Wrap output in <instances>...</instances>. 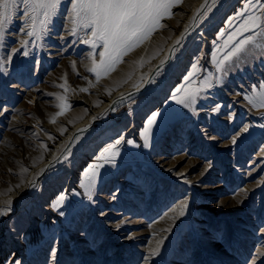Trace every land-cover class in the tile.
<instances>
[{
    "label": "rangeland",
    "instance_id": "obj_1",
    "mask_svg": "<svg viewBox=\"0 0 264 264\" xmlns=\"http://www.w3.org/2000/svg\"><path fill=\"white\" fill-rule=\"evenodd\" d=\"M247 4L240 0L218 25H202L205 36L188 46L176 81L172 73L167 88L118 105L110 128H125L124 140L119 134L104 140L100 129L83 143L95 146L76 174L72 157L22 209L0 216V264H264V107L244 99L259 98L264 50L217 67L240 39L260 31L241 32L225 46L245 15L264 11ZM70 9L64 0L51 30L36 36L20 32L18 13L0 42V208L9 200L12 207L17 193L10 192L44 158L54 143L49 137L64 134L103 96L140 84L170 35L156 30L97 81L86 70L92 49L83 40L90 32L71 34ZM65 81L68 91L60 87ZM185 89H200L187 106L177 103ZM58 97L71 107L56 116ZM74 97L87 105L76 107ZM153 112L155 123L144 134ZM112 145L110 159H101Z\"/></svg>",
    "mask_w": 264,
    "mask_h": 264
},
{
    "label": "snow or ice",
    "instance_id": "obj_2",
    "mask_svg": "<svg viewBox=\"0 0 264 264\" xmlns=\"http://www.w3.org/2000/svg\"><path fill=\"white\" fill-rule=\"evenodd\" d=\"M216 2L217 0H212V3L208 4L207 0H205L200 5V8L205 9L201 13V19L207 16ZM63 3L64 0H0V42L5 40V29L13 23V18L18 13V18L23 20L25 25L19 29L20 32H24L25 28H28V36L48 33L51 30L53 18L58 15V9ZM70 3L71 34L75 35L80 28L89 30L90 36L86 33V38L83 40V43L90 45L92 49L88 53V57L91 58V66L87 67L86 70L93 73L96 80L99 81L102 76H107L114 71L116 65L122 63L123 58L129 52L142 44L158 28L165 27L166 25L162 24L161 21L173 15L172 9L181 3V0H70ZM246 7L253 10H264V3H261V0H248ZM200 8L196 9V11L199 12ZM192 19L194 20L195 16ZM29 21L31 22L30 26ZM189 28L190 25H185L184 31L181 32L180 37L174 42L175 44H180L188 33ZM257 29L260 31L240 39L223 59L217 62L218 69L234 57L239 58L242 53L254 52L256 49L264 50V42H258L257 40V37H264V11H261L259 15L256 14V11H251V14L245 15L243 24L234 35L230 36L229 40L225 41V46L235 39V36L240 35L241 32H250ZM97 44L101 45L102 50L96 48ZM249 45H251V48H249ZM12 51L15 52L16 49ZM97 51L99 52V61L94 58V54ZM172 52L174 53L175 49H172ZM167 59L168 57H165V60ZM140 62H142V58ZM164 62V60H161V68ZM73 67H75V64H73ZM192 68L196 70L197 65L193 64ZM189 75H192V73ZM187 78L185 77V79ZM85 79L87 78L85 77ZM149 82V80L144 81V83ZM66 83L65 81V84H61L60 87L68 91L65 87ZM89 84L91 85V81H89ZM202 87L210 88L212 84L205 82ZM259 88L261 91L258 99L249 95L244 96V99L252 104L253 107H264V81L260 83ZM80 91L87 92L88 88H81ZM199 91L200 89H185L184 96L177 99V103L187 106V102H192ZM58 100L61 103L57 105L60 111L55 114L56 116L62 115L65 110L71 107L70 104L65 102L66 97H58ZM218 109L219 105L213 111ZM112 110L114 111L115 109L113 108ZM156 116L157 113L153 112L148 118V127L144 129V134L150 131V126L155 123ZM93 119H96V117H93ZM51 120L54 123L55 117H52ZM244 130L247 131V128ZM49 139H53V137L50 136ZM233 142H235V138H233ZM116 143L119 144L120 141L117 140ZM129 143H132V141H129ZM145 146H147V143ZM114 147L112 145L104 149L101 153V159H110V157H105V153L110 152ZM24 170L26 171V169ZM43 170L41 169V171ZM59 199L63 200L64 197L61 196ZM5 203L9 207L0 208V216L6 215L11 210V201L9 200ZM180 207L181 209L187 207V202L185 201ZM180 214L183 215V211ZM155 253L156 250H153L152 255H155ZM54 254L55 249H53Z\"/></svg>",
    "mask_w": 264,
    "mask_h": 264
},
{
    "label": "bare ground",
    "instance_id": "obj_3",
    "mask_svg": "<svg viewBox=\"0 0 264 264\" xmlns=\"http://www.w3.org/2000/svg\"><path fill=\"white\" fill-rule=\"evenodd\" d=\"M204 2L205 0H181V3L177 4L172 9L173 15L161 21L162 24H167L168 26L158 28L157 31H163L165 28H168L167 32H169L170 35L166 38L161 53L154 58L152 69H150L149 74H147L148 76H146L140 84L130 88L121 86L112 93L103 96L100 105H91L92 107L78 121L70 125L64 134H55V137H53L54 143H49L51 147L46 151L44 158L41 159L37 165L30 168L25 183H23L19 189L10 192L8 197H12L16 193L13 200L18 197L16 205L12 203L11 211L17 212L22 209L24 204H26L32 196L34 190L39 188L47 177H51L53 171L55 172L58 168H62L72 157L74 160L72 173L76 174L79 167H81L85 161L87 162L88 159L90 160V147L92 145L95 146L93 142H88V144L92 145H87V147L84 146L83 143L100 129H104L102 132L104 140H113V137L117 134H119V139L121 141L124 140L127 132L125 128H119V130L116 131L110 128V124L113 121L112 117L115 113V110L113 111L112 109H116L118 105L129 102L145 92L150 93L151 91L163 90L167 88L170 83L176 81L178 76V73L176 74L177 68L184 60L188 46L195 38L205 36L202 32V25L208 22H211L212 25H218L224 19V16L229 13L233 7L235 8L236 4L240 3V0H217L215 6L208 12L207 16L201 19V13H203L205 9L200 8V5ZM207 3L211 4L212 0H207ZM198 8H200L199 12L196 11ZM193 16H195L194 20L192 19ZM176 20L178 23L175 26L174 21ZM185 25H190V28L180 44L177 45L174 42L180 37L181 32L184 31ZM144 49L145 48H142L141 51ZM172 49H175L174 53ZM165 57H168V59L165 60ZM161 60L165 61L162 68L160 67ZM172 73L175 75L172 82L168 83ZM162 77H164V81L162 83L163 85H160V79ZM145 80H149L150 82L144 83ZM141 85H143V87H141ZM137 89L139 90L137 91ZM71 100L77 104L76 107L78 108L87 105L83 99L78 97H74ZM157 103H162V99L157 98ZM93 117H96V119H93ZM95 122H98V125H93ZM41 169L44 170L41 171ZM39 174L41 175L36 182H33L34 178ZM4 220V218L0 219L1 232L4 230ZM4 253L5 250L3 247H0V258H2V254Z\"/></svg>",
    "mask_w": 264,
    "mask_h": 264
},
{
    "label": "water",
    "instance_id": "obj_4",
    "mask_svg": "<svg viewBox=\"0 0 264 264\" xmlns=\"http://www.w3.org/2000/svg\"><path fill=\"white\" fill-rule=\"evenodd\" d=\"M160 85H163L162 83H163V81H164V77H162L161 79H160ZM41 174H39L38 176H36L35 178H34V180H33V182H36V180L38 179V177L40 176ZM18 198V197H17ZM17 198L16 199H14V205H16V201H17ZM11 213H14V211H12ZM5 219V218H4ZM1 236H2V234H1ZM1 236H0V238H1Z\"/></svg>",
    "mask_w": 264,
    "mask_h": 264
}]
</instances>
